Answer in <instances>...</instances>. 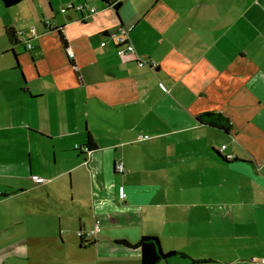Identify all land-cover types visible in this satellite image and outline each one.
<instances>
[{"label": "crops", "instance_id": "1", "mask_svg": "<svg viewBox=\"0 0 264 264\" xmlns=\"http://www.w3.org/2000/svg\"><path fill=\"white\" fill-rule=\"evenodd\" d=\"M28 1L0 0L1 199L41 197L71 264H143L119 242L144 237L178 253L159 264H264V0ZM123 30L149 65L119 58Z\"/></svg>", "mask_w": 264, "mask_h": 264}, {"label": "rangeland", "instance_id": "2", "mask_svg": "<svg viewBox=\"0 0 264 264\" xmlns=\"http://www.w3.org/2000/svg\"><path fill=\"white\" fill-rule=\"evenodd\" d=\"M54 4V10L73 5L72 2ZM31 2L26 0L17 8L9 10L19 14L27 11ZM15 10V11H13ZM8 12V11H7ZM10 14V13H9ZM7 14V15H9ZM1 46V43H0ZM0 264H71L78 244L68 243L66 249L60 250L59 217L53 215L42 216L35 212V204L41 200L30 195L24 200L1 199L0 197ZM4 201V202H2ZM77 224L69 222V227ZM64 229V228H63ZM64 231H68L65 230ZM79 229L76 230L78 235ZM57 236V240L54 237ZM46 238H51L45 240ZM64 238L69 241L67 235ZM78 240V239H77ZM56 241V242H55Z\"/></svg>", "mask_w": 264, "mask_h": 264}, {"label": "trees", "instance_id": "3", "mask_svg": "<svg viewBox=\"0 0 264 264\" xmlns=\"http://www.w3.org/2000/svg\"><path fill=\"white\" fill-rule=\"evenodd\" d=\"M23 0H2L5 8L11 9L19 6ZM110 7L119 10L122 0H104ZM6 36L12 45L18 44L17 32L13 28L6 29ZM198 121L203 124L210 125L214 128L221 129L226 132L231 131L230 121L218 113H205L198 117ZM90 153H92L96 146L89 144ZM129 248L140 249L143 254V264H159L163 261H168L178 255V253H165L161 248V243L157 238L144 237L140 243L131 244L125 240L119 242Z\"/></svg>", "mask_w": 264, "mask_h": 264}, {"label": "built area", "instance_id": "4", "mask_svg": "<svg viewBox=\"0 0 264 264\" xmlns=\"http://www.w3.org/2000/svg\"><path fill=\"white\" fill-rule=\"evenodd\" d=\"M69 10H75V11H77L83 15L86 14L88 16H95L98 14L97 8L90 6L88 3H82V4H78V5L73 4L67 8H63L61 10V12L65 14ZM32 32L35 33V29H33ZM114 41H115V44L117 46V54H118L119 58L122 59L124 62L134 61V62L138 63V65L140 67H144L146 65H149V63L142 61L140 59V57L138 56V54L136 52V48L133 45L131 38H130V34L127 30H123L120 35L115 36ZM103 46H105V43H103ZM29 47L32 48L31 45ZM68 56L70 59H75V54L72 52L71 49L68 50ZM150 65H152L154 67L153 64H150ZM162 88L165 90L164 86H162ZM76 149L84 152L86 155L91 154L88 147L82 149L80 146H77ZM116 171L118 174L124 175L127 171L124 163L118 162L116 164ZM32 178L36 184H46L47 183L46 180L40 176H33ZM126 197H127L126 193L124 191H122L121 192V199L124 200V199H126ZM99 223L100 222H97L95 230L90 232V233L80 231L78 233L79 239L82 241H86L90 238L97 236V234L100 231ZM257 261L258 260L256 258L253 259V262H257ZM263 262H264V260H263Z\"/></svg>", "mask_w": 264, "mask_h": 264}]
</instances>
